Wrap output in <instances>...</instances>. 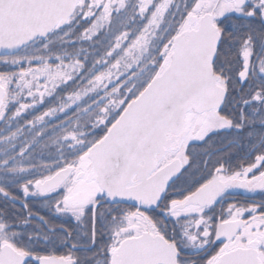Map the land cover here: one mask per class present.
<instances>
[{"label":"snow or ice","instance_id":"snow-or-ice-1","mask_svg":"<svg viewBox=\"0 0 264 264\" xmlns=\"http://www.w3.org/2000/svg\"><path fill=\"white\" fill-rule=\"evenodd\" d=\"M0 264H264V0H0Z\"/></svg>","mask_w":264,"mask_h":264},{"label":"trees","instance_id":"trees-1","mask_svg":"<svg viewBox=\"0 0 264 264\" xmlns=\"http://www.w3.org/2000/svg\"><path fill=\"white\" fill-rule=\"evenodd\" d=\"M237 198H239V199H244L245 197L242 196V195H238ZM254 198H255V199H259L260 197H259V196H256V197H254ZM34 203L36 204L37 208H40V204H39L38 201H36V202H34ZM38 210H39V209H38ZM62 222H63L62 220H57V221H55V223H57V224L62 223Z\"/></svg>","mask_w":264,"mask_h":264}]
</instances>
